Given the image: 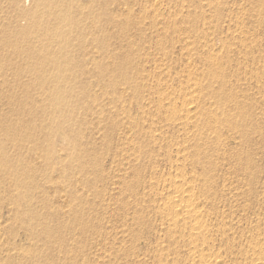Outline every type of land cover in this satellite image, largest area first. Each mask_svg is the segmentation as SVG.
<instances>
[{
  "label": "bare ground",
  "instance_id": "1",
  "mask_svg": "<svg viewBox=\"0 0 264 264\" xmlns=\"http://www.w3.org/2000/svg\"><path fill=\"white\" fill-rule=\"evenodd\" d=\"M246 3L260 25L264 0H0V264H76L63 229L108 154L102 202L123 223L96 264H264V173L238 159L219 177L212 158L264 131ZM108 121L116 142L91 160L80 126Z\"/></svg>",
  "mask_w": 264,
  "mask_h": 264
},
{
  "label": "rangeland",
  "instance_id": "2",
  "mask_svg": "<svg viewBox=\"0 0 264 264\" xmlns=\"http://www.w3.org/2000/svg\"><path fill=\"white\" fill-rule=\"evenodd\" d=\"M244 8H245V10H243L242 14L238 15V17L240 16V18L243 19L245 21V23L248 21L246 25L249 27V31L251 33L255 34L257 32L256 29L259 30V32H257L256 35L258 34L257 38L262 39L264 36V31H263L264 30V27H263L264 26V18L262 19L263 21L261 20L262 22L259 25V24H257L255 17H253V14H254L253 13V11H254L253 5L247 4ZM242 15H244V16H242ZM251 15L253 18H251ZM236 17H237V15H236ZM261 25H262V27H261ZM134 37L135 36L132 37L133 41H134V39L137 40ZM139 41L137 40L136 43H138ZM140 44L141 43L139 42V45ZM165 44L168 45V43H166V42H165ZM135 47L136 46H134V48ZM131 50L134 51V49H131ZM131 50L127 51V54L129 57L128 61L132 64L140 63V61H138V59H136L135 54L130 52ZM144 50H145L144 52L146 53L147 48L144 47ZM263 52H264V47L261 48V54L264 55ZM232 58H234V57L232 56ZM110 69H112V68H110ZM249 89L251 92L249 91ZM249 89L247 90V93H246L248 95L247 96L248 99L246 100L245 103H246V105H249L250 112H253V115L255 116V115H257L256 112L254 111L256 108V105H257L255 100L258 98V95L255 96L256 92H255V90H253V85H252V87H249ZM252 92H254V93L252 94ZM80 117H82V116H80ZM102 126H103L102 131L99 134H95V133L91 132V130L88 128L89 126H80V128L82 129V138H80L78 141L81 144H85L87 139H89V134H91V143H92V147H93V151H92L93 153L90 155L91 160H96L99 156H104V158H106L108 151H109V149H107L108 147L105 143L107 138H111V140L113 141V144L116 142L115 138L117 135H116V132H114L112 130V128L109 124V121L103 122ZM262 130H264V128ZM83 137H85L84 140H83ZM263 138H264V131H261L258 134L257 133L250 134L248 139H245L242 136H236L235 135V141H233V142H235L236 144L231 142L232 145L230 144V146H229V148L231 150L228 152V154L225 153L224 155H221V154L220 155L219 154L218 155H216V154L212 155V158L216 159L219 164L223 163L222 166H219L216 169V171H215L216 176L222 177V176L226 175V177H228V179L231 177L230 180L232 178H235V176H232L229 173L230 172L229 169L233 165L232 160H236V162L238 163V159H241L243 161L246 159H252L251 161H253L255 163L256 168L261 173H264V146H263L264 145V139ZM255 142H256V144H255ZM236 145H238V146H236ZM112 147H114V146L112 145ZM261 147H263V148H261ZM261 151H263V152H261ZM233 152L236 153L235 154L236 158L231 157L233 155ZM261 156H262V158H261ZM81 160H83V158H81ZM109 160L110 159H109V154H108V158L106 160L104 159V161H102L100 165L96 166L92 170L93 172L90 173V177H89L92 181V184H90V185H92L91 187L89 185H88V187L82 186L79 188L80 190L78 192H76L75 197L77 196V198H75V200L76 201L78 200V202H76L77 205L75 206V210L77 211V213H76L75 218L71 220V223L75 224V226L71 231L68 230L69 225H66L65 229H63L65 231L64 235L66 236L65 237L66 238L65 239L66 244H71V247H73L72 248L73 256L75 257L74 260H75L76 264H96L93 261V258H94L93 255H94L95 250H97V249H100L102 251L105 250L104 243L108 244L112 241L111 239L115 236V233L121 229L118 227H121L120 225H122V223H123L121 216H119V214L116 211H112V214L109 215L111 213V210H113L112 209L113 207L106 210L105 203L102 202L103 195L105 194L103 192L108 188L109 183H110V178L114 174V171L109 168ZM258 162H259V164H258ZM139 164L142 165V162H139ZM256 164H258V165H256ZM226 166H227V171H226ZM108 171H109V173H108L109 175L107 176L106 172H108ZM112 172H113V174H112ZM227 174H230L231 176L227 175ZM85 178H86V176H85ZM81 188H83V189H81ZM104 188H106V189H104ZM99 200H100V202H99ZM128 204L130 205V203L126 200L120 201V205L122 207L130 208L131 205L129 206ZM103 206H104V208H103ZM104 211H107V213L106 212L104 213ZM113 214H115V215H113ZM108 215H109V217L113 215V218L107 217ZM99 216H100V219H99ZM106 218H109L110 220L108 219L109 221H107ZM116 218H118V219H116ZM111 219H113V220H111ZM114 219H116L115 221H117V222H114ZM54 225H57V224H54ZM116 229H119V230L115 231ZM105 231H106V233H105ZM104 234H105V236H103ZM111 236H112V238H111ZM101 237H104V238L106 237L105 241H107V242H104V239ZM6 238H8L7 235H6ZM73 238L76 240V243L73 241ZM95 238H98V239H95ZM23 239L25 240V238H22V240ZM27 239H29V238H27ZM27 239H26L25 243H28ZM96 240H98V241H96ZM22 243H24V241ZM39 244H41V243H39ZM78 252H80V253H78ZM60 257H61V255H59V254H56L53 252H48V254L46 255V258L45 257L44 258L38 257L39 261L34 262L33 264H69L68 260H70L71 258H67L68 259L67 261H61L59 263ZM2 264H14V263L12 261L9 263L3 262Z\"/></svg>",
  "mask_w": 264,
  "mask_h": 264
}]
</instances>
